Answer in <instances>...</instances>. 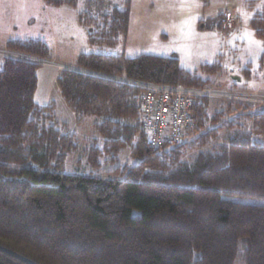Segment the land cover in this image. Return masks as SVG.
I'll use <instances>...</instances> for the list:
<instances>
[{
    "label": "trees",
    "instance_id": "trees-1",
    "mask_svg": "<svg viewBox=\"0 0 264 264\" xmlns=\"http://www.w3.org/2000/svg\"><path fill=\"white\" fill-rule=\"evenodd\" d=\"M79 20L91 45L116 46L128 32L130 9L80 11ZM252 25L264 37V17ZM7 47L52 58L42 39H11ZM5 59L0 245L39 264H264V203L241 200L264 199V112L251 114L246 130L239 120H223L224 109L211 114V96L196 98L193 129L183 143L155 148L142 125L144 87L132 82L210 86L222 56L198 73L176 54L81 53L80 70H61L58 84L77 121L99 117L84 150L90 166L99 171L115 164L128 147L140 159L106 175L66 171L78 137L59 126L54 103L36 102L40 65ZM123 76L130 82L114 78ZM0 264L29 263L0 250Z\"/></svg>",
    "mask_w": 264,
    "mask_h": 264
},
{
    "label": "rangeland",
    "instance_id": "rangeland-1",
    "mask_svg": "<svg viewBox=\"0 0 264 264\" xmlns=\"http://www.w3.org/2000/svg\"><path fill=\"white\" fill-rule=\"evenodd\" d=\"M185 1L79 0L78 7L67 5L70 8L71 14L69 18L70 24L64 22L60 15H56L53 18L52 14V25L56 31L61 32L58 35H61L64 40H68L62 43L74 44H71V53L67 56H62L60 60L48 58L55 60L57 65L45 64L39 66L37 72L39 86L35 94V100L41 106L54 103L56 118L61 123L59 126L65 123L67 129L78 137L79 147L68 156L66 171L72 173L93 172L95 174L106 175L109 171L115 169L116 166L123 167L126 164L133 166L140 162V159L133 156L131 148L128 147L122 151L117 163L112 165L105 164L99 171L90 166L84 150L89 144V140L97 135L94 123L99 121V117L89 116L84 123H79L74 110L66 102L58 84L61 70L64 68L71 69V65H76L78 59L77 49H85L84 53L89 51L88 53L121 55L124 54L126 44L128 48L132 44L147 43L152 45L155 42L163 40L162 31L160 33L158 31L167 28L171 35L166 44L171 49L181 51L184 57V64L186 63L187 56L184 46L188 44L187 41L191 42L195 48H199L200 44L203 43H209L210 46H218L219 53L223 56L225 55L227 69L222 70L213 78L215 89L237 92L258 91L264 93V37L257 34L256 28L252 25L254 18L264 17V0H188V5H186ZM95 2H97V7H94ZM42 4L46 5L44 0H0V29L2 33L9 32L12 35L29 33L23 28L25 16L35 13L33 11H36V8H39ZM113 6H118L122 9L129 7L130 26L127 34L120 37L119 43L116 46L91 45L86 31L80 29L82 27L77 23L79 22L80 11L95 14L100 11H108ZM227 8H232L240 14V25L230 35L229 40L225 42L223 32L219 27L214 25V22L219 16V11ZM188 9L197 10L198 14H200L199 20L187 24L189 20L183 18ZM45 20L43 14L38 16L37 23L33 26L31 33L42 35L43 21ZM40 21H42L43 25ZM182 23H185V25L181 31L179 25H182ZM14 24H17L18 28H15ZM45 32L47 33V30ZM11 37L14 38L15 36ZM182 39L184 41L187 40L185 43H182ZM219 53L217 56L212 55L211 58L209 57L212 60L208 62L213 63L218 58ZM198 65L199 63L190 67L197 69L195 72L201 73ZM211 98L213 99L210 109L211 114L216 110L224 109L225 115L223 116V120H239L246 130L251 129L253 126L251 114L254 115L256 111L264 112V105L262 104L217 96H211ZM249 112L250 114H247ZM195 134L192 133L189 138H192ZM225 135L226 132L222 131V139ZM241 200L264 203V199L262 198L245 197L241 198Z\"/></svg>",
    "mask_w": 264,
    "mask_h": 264
},
{
    "label": "built area",
    "instance_id": "built-area-1",
    "mask_svg": "<svg viewBox=\"0 0 264 264\" xmlns=\"http://www.w3.org/2000/svg\"><path fill=\"white\" fill-rule=\"evenodd\" d=\"M214 25L221 29L225 36L224 40L227 42L230 35L240 25V14L232 8H227L221 11ZM0 55L4 58H12L39 65H57L53 59L13 50L9 47L0 48ZM223 68L227 67L223 65ZM71 69L80 70L77 67ZM114 78L130 82L125 76ZM132 82L144 87L141 97L142 125L149 145L155 148H164L167 145L175 146L183 143L193 129V107L196 98L217 96L264 105V93L258 91H224L215 89L213 84L199 88L182 83L171 85L143 81ZM260 138L264 147V130Z\"/></svg>",
    "mask_w": 264,
    "mask_h": 264
},
{
    "label": "crops",
    "instance_id": "crops-1",
    "mask_svg": "<svg viewBox=\"0 0 264 264\" xmlns=\"http://www.w3.org/2000/svg\"><path fill=\"white\" fill-rule=\"evenodd\" d=\"M154 1H156V0H154ZM252 1H256V0H252ZM185 2H186V5H188L187 4L188 0H186ZM69 6H71V5H69ZM64 7H66V8H64ZM69 9L70 8L67 5L50 6L47 4L46 5L42 4L39 8H36V11H33L35 13L28 15V16L27 15L25 16V19H24L25 22H24L23 28L25 29L26 32H29V33L12 35L9 32L8 33L7 32L2 33V30L0 29V48L7 47V43L11 39H30V38H33V39H42L48 44V46L50 48V55L53 59L60 60L62 56L69 55L71 53V44H74V43L70 42L71 44H63L62 43L63 41H68V40H64L61 35H58L59 33L61 34V32L56 31L55 27L52 25V21H53L52 14H53V18H55L56 15L57 16L60 15L62 17V20H64V22H67V24H70L69 18L71 17V14H70ZM220 12L221 11H219L218 15L220 14ZM9 14H10V12H9ZM42 14L45 16V19H46L45 21H43L44 27H42V33H41L42 35L31 33L33 26L37 23L38 16H40ZM185 14L186 15L183 19L187 18L189 20L187 22V24L188 23H194L195 21L199 20V18H200V14H198L197 10H189L188 9L185 12ZM40 23H42V21H40ZM77 23H78V25H80V27H82L80 29H83V31H86L88 39H89V35H88L89 28L87 29V26L82 24L80 20ZM42 25H43V23H42ZM184 25H185V23H182V25H179V27L181 28V31H182V28ZM14 27L18 28V25L14 24ZM46 30H47V33L45 32ZM168 30L169 29H167V28H164L162 30L160 29L158 31V33H160L162 31L161 35H162L163 40L155 42L152 45H149L147 43L132 44V45H129L127 48V44H126L124 55L127 57H134V56L140 55L142 53H149V54H156V55H163V56H170V55L176 54L180 58L181 64L183 65V67H185L186 69H188L190 71H195L197 69H192L190 66H193L194 64L199 63L198 66L201 69V66H202V64H204V62L209 63L208 61L212 60V59H210L211 56L212 55L217 56V54L219 53L218 46L217 47L216 46H210L209 43H203V44H200L199 48H195L191 42L187 41L188 44L186 46H184V48L186 49L185 52L187 54L185 64H188V65H185L184 61H183L184 57H183L181 51L171 49V47H169L168 44H166L169 40L170 35H171L170 31H168ZM171 30H173V29H171ZM202 30H204V29H202ZM3 31H4V28H3ZM11 36H15V37L12 38ZM186 40L184 41L182 39V43H185ZM83 41H85V40H83ZM89 43H90V41H89ZM76 51H77V54L79 57V55L81 53H84L83 51H86V50L85 49H77ZM88 52H85V53H88ZM220 56H222V64L227 67L225 57H224L225 55L223 56L219 53L218 58L215 61H217ZM5 60L6 59L3 56H1V58H0V69H2L4 67ZM73 67H76V65H71V68H73ZM224 69H227V68H222V70H224Z\"/></svg>",
    "mask_w": 264,
    "mask_h": 264
},
{
    "label": "water",
    "instance_id": "water-1",
    "mask_svg": "<svg viewBox=\"0 0 264 264\" xmlns=\"http://www.w3.org/2000/svg\"><path fill=\"white\" fill-rule=\"evenodd\" d=\"M0 250L4 251L6 253H9V254H11V255H13V256H15V257L27 262V263H29V264H39V263L33 261L31 258H29L27 256H24L21 253L16 252L15 250H13L11 248H8V247H5L3 245H0Z\"/></svg>",
    "mask_w": 264,
    "mask_h": 264
}]
</instances>
